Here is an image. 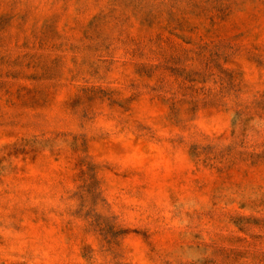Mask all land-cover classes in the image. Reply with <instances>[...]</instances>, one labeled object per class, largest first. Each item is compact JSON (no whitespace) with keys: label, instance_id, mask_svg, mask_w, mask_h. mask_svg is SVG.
<instances>
[{"label":"rangeland","instance_id":"rangeland-1","mask_svg":"<svg viewBox=\"0 0 264 264\" xmlns=\"http://www.w3.org/2000/svg\"><path fill=\"white\" fill-rule=\"evenodd\" d=\"M0 264H264V0H0Z\"/></svg>","mask_w":264,"mask_h":264}]
</instances>
